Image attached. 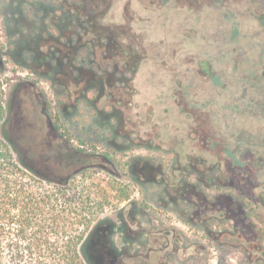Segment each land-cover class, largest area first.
<instances>
[{
  "label": "rangeland",
  "instance_id": "rangeland-1",
  "mask_svg": "<svg viewBox=\"0 0 264 264\" xmlns=\"http://www.w3.org/2000/svg\"><path fill=\"white\" fill-rule=\"evenodd\" d=\"M110 1L112 20L95 13L94 25H83L88 15L74 2L75 16L63 9L65 0H0V81L11 117L21 86L31 94L35 86L73 149L57 147L54 160L64 156L72 165L83 158L79 150L111 156L117 185L129 191L131 202L109 208L106 217L116 224L115 244L123 248L129 241L143 254L135 264H264V148L255 145L264 141V117L250 107L264 98V26L253 21L264 17V4L251 1L238 26L229 11L231 27L216 26L203 11V24L184 14L207 0L87 3L97 12ZM50 11L55 21L74 17L72 47L65 42L70 32L65 37L60 29L64 24L48 28ZM112 21L117 29H110ZM85 44L95 54L83 66ZM75 55L77 66L71 65ZM84 68L104 80L87 78ZM43 107L41 101L24 105L34 133L41 126L48 131ZM28 135L24 129L22 136ZM249 135L258 140L248 141ZM97 177L113 180L103 172ZM137 225L170 230L171 246L158 253L160 246L150 243L155 251L146 259L139 243L151 239L140 237Z\"/></svg>",
  "mask_w": 264,
  "mask_h": 264
},
{
  "label": "trees",
  "instance_id": "trees-1",
  "mask_svg": "<svg viewBox=\"0 0 264 264\" xmlns=\"http://www.w3.org/2000/svg\"><path fill=\"white\" fill-rule=\"evenodd\" d=\"M72 1L78 9L87 2ZM250 107L264 117V98ZM13 112L11 117L0 81V264H135L139 256L129 241L123 248L115 244L116 224L106 217L109 208L131 202L129 191L117 185L118 166L111 156L79 150L83 158L70 165L64 159L54 161L51 153L24 154L22 148L35 140V126L23 119L19 107ZM24 129L30 131L26 138ZM243 138L239 134L238 141ZM255 145L264 148V141ZM223 151L234 166L240 165L229 150ZM260 161L264 165V158ZM100 172L113 180H101ZM158 264L166 262L160 259Z\"/></svg>",
  "mask_w": 264,
  "mask_h": 264
},
{
  "label": "flooded vegetation",
  "instance_id": "flooded-vegetation-1",
  "mask_svg": "<svg viewBox=\"0 0 264 264\" xmlns=\"http://www.w3.org/2000/svg\"><path fill=\"white\" fill-rule=\"evenodd\" d=\"M65 1H66V3L63 5L64 6L63 9L68 14H72L73 16H75L74 11H73V1L71 0L72 2H70L69 5L67 4L68 0H65ZM251 1H252V3H257V4H261V5L264 4V0H207V2H206L207 4L204 7V4H202V1H197V2H194V4L192 5V9H191L192 11L185 12L184 14H192L193 16L196 17L197 22H199L200 24H203V22L205 20L203 12H206V14H209L207 16V19L210 22L215 23L216 26H228L229 23L233 22V23L230 24V26L232 27L235 24V22H234L235 20H234L233 16L229 15V11H232V13H234L236 15V18H238L237 25H236V26H238L239 24H243L244 23L246 16H245V11L243 9L248 7L250 5ZM97 3H99V2H97ZM165 5H169V4H165ZM165 5H163V6H165ZM112 7L113 6L111 5V1L108 2L107 5H105L103 9L99 8L97 10V12L96 11L94 12L90 8V6H89V4L87 2H86V6H85L84 9H78L77 6H76V8L78 9V12H83V13L88 15V20L85 21L84 23H82L83 25H88V24L94 25V21H95L94 14L95 13L100 14V13L103 12V15L100 16V18H101L102 21H107V18L109 17L108 13H111L112 10H113ZM246 11H247V8H246ZM36 13H38V16H41L42 11L41 10L39 11V9H38V10H36ZM178 15H181V14H178ZM73 16L72 17L69 16V17L66 18L67 19L66 20L67 24H65L66 21L63 22L64 20L63 21L60 20V22L59 21H55L54 20L55 14L53 12H51V11L47 14V17H46V19L49 18L51 20V23L53 24V26H52V24H50L48 26L49 29H55V30L57 29L58 30V28H60V26L64 24L65 26L60 28L62 30V34L66 37V35H68V33L70 32V36L68 38L66 37V41H65L67 47H72L74 45V43H73V41H74V31H76V26H74L73 24L69 23L70 18H73L72 22H74V17ZM112 19L113 18L109 17V21L112 20ZM145 20H148V18H145ZM257 20L260 22L261 26H264V17L263 16H259L258 19H254L253 21L257 22ZM86 22H87V24H86ZM117 28L118 27L116 26L114 21H112V25H110V29H117ZM92 30H93V27H91V26L88 27L87 28V33L92 32ZM234 33H235V37L238 36V32L237 31H235ZM235 37H233V34H232L230 40L231 39H235ZM226 42H229V41H226ZM101 45L105 46L106 43L102 42ZM85 47H86L85 49L88 52V54L86 55V57L81 59V64L83 66H85V64H87V62L91 61V59H94V54H95L94 53V48L91 47L90 44H85ZM68 56H69V54H68ZM43 59L47 60L48 58H47V56H45L44 58H42V60ZM78 60H79V58L76 55L73 56V58L71 60V62H72L71 65L77 66L75 62L78 61ZM84 70L86 72L85 76L87 78H94V76L97 77L98 79H102L103 78L102 75L98 74L97 71L94 70V69H86V68H84ZM103 80H104V78H103ZM28 89L29 88L27 87L26 84H23L21 86V89H19V91H18L19 94H18L16 102H15L17 104L16 107H19V109L21 111V115H22L24 113V111L26 112V110L24 109V105L25 104H29L31 102L33 103V101L35 103H37L39 101L43 102L44 103V107H43V112H42L41 115H42V117L44 116V118L46 120L48 131H46V134H44L45 133L44 132V129H45L44 126H41V128H38L39 129L38 133H34L33 134L34 135L33 137L35 138V140H33L34 142L31 143L30 147L29 146L23 147L22 148V152L24 154L25 153L27 154L31 150L35 151V150L39 149L41 151L45 150L44 151L45 154L51 153V154H53V156H56V155H54L55 153H53V152L57 151L56 150L57 147L58 148H61V147L62 148H66L67 147V149H70L72 151L73 149L70 148L69 142L67 140H65V136H62V134H61L60 130L58 129V127H56L55 124H53V122L51 120V117H50V113H49V107L46 104V100L44 98L43 93H41L39 91V89H37L35 86L31 87L32 90H35L34 94H31ZM96 91H98V88L96 89ZM95 98L91 99V101H95ZM63 104L66 105L68 103L61 101L60 105L63 106ZM67 107H66V109H67ZM23 119L27 120V118H25V117H23ZM57 144H59V145H57ZM56 159L57 158H55L54 161H58L60 159H64L66 161L68 160L64 156H59V159L58 160H56ZM137 227L142 230V233H141L142 235H140V237L146 236V237L151 239V241H147L146 244H144L143 242H141V243L138 242L140 244V246L143 245L145 248H147L146 256H149L150 254L154 253V251H155L153 249V247L150 246V243L152 245L153 244H157L158 246H160V248H158L156 250V252H158V253H160L165 248L171 246L172 240H171V231L170 230H165V229H161V228L159 229L158 228L157 232H155L153 230L148 231L147 229H142L139 225H137ZM154 236H156V238L153 240ZM140 237H138V238H140ZM135 240H138V239H135ZM141 255L143 256L142 253H140V254H138L136 256H141Z\"/></svg>",
  "mask_w": 264,
  "mask_h": 264
},
{
  "label": "water",
  "instance_id": "water-1",
  "mask_svg": "<svg viewBox=\"0 0 264 264\" xmlns=\"http://www.w3.org/2000/svg\"><path fill=\"white\" fill-rule=\"evenodd\" d=\"M31 167L35 170H39L38 164H31Z\"/></svg>",
  "mask_w": 264,
  "mask_h": 264
}]
</instances>
